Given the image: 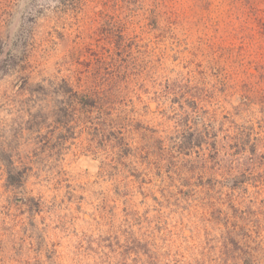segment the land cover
<instances>
[{"label": "rangeland", "instance_id": "obj_1", "mask_svg": "<svg viewBox=\"0 0 264 264\" xmlns=\"http://www.w3.org/2000/svg\"><path fill=\"white\" fill-rule=\"evenodd\" d=\"M244 258L264 264V0H0V264Z\"/></svg>", "mask_w": 264, "mask_h": 264}, {"label": "trees", "instance_id": "obj_2", "mask_svg": "<svg viewBox=\"0 0 264 264\" xmlns=\"http://www.w3.org/2000/svg\"><path fill=\"white\" fill-rule=\"evenodd\" d=\"M71 93V89L68 91ZM73 98L75 99V105H77L80 108H88V109H98L101 110L103 107V104L101 103L100 99H95L93 100L92 97L84 94V93H79V92H74L71 94ZM9 173V183L15 184L16 180L12 176L11 171H8ZM237 264H261L258 262H255L254 260H251L250 258H244L243 260H240L239 263Z\"/></svg>", "mask_w": 264, "mask_h": 264}]
</instances>
